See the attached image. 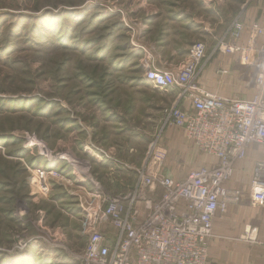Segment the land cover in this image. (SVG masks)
I'll return each mask as SVG.
<instances>
[{"label":"rangeland","instance_id":"1","mask_svg":"<svg viewBox=\"0 0 264 264\" xmlns=\"http://www.w3.org/2000/svg\"><path fill=\"white\" fill-rule=\"evenodd\" d=\"M263 6L264 0H0V264H78L81 206L98 183L82 145L91 142L128 166L146 160L161 168L156 147L167 140L168 93L143 81L148 67L165 69L158 46L190 51L203 42L204 68L230 58L218 55V43L247 11ZM45 16L51 18L43 28L38 21ZM57 16L73 29L45 30ZM197 21L208 31L193 32ZM4 99L19 101L16 110L9 102L1 108ZM40 169L56 173L48 191L36 179ZM117 184L105 185L119 192Z\"/></svg>","mask_w":264,"mask_h":264},{"label":"built area","instance_id":"2","mask_svg":"<svg viewBox=\"0 0 264 264\" xmlns=\"http://www.w3.org/2000/svg\"><path fill=\"white\" fill-rule=\"evenodd\" d=\"M246 31L249 36L243 45L240 40ZM262 36L264 27L259 23L236 22L216 49L238 55L244 66L258 67L251 99L222 97L199 86L207 51L203 42L195 43L172 69H146L143 77L148 85L163 92L178 89V99L189 100L195 110L189 114L176 104L167 112V123L183 129L202 153L219 162L191 170L184 180L153 174L146 166L126 194L114 195L94 183L90 204L81 206L86 242L76 256L78 264H207L216 213L240 200L239 191L228 187L234 167L247 157L252 144L264 148V43L258 44ZM37 172L47 182L56 175L53 170ZM43 186L48 191V185ZM250 200L264 206L262 161L255 165Z\"/></svg>","mask_w":264,"mask_h":264},{"label":"crops","instance_id":"3","mask_svg":"<svg viewBox=\"0 0 264 264\" xmlns=\"http://www.w3.org/2000/svg\"><path fill=\"white\" fill-rule=\"evenodd\" d=\"M194 19L195 17H192L191 22ZM254 22L264 27V6L254 7L247 11L244 23L249 25ZM197 23L199 22L197 21ZM199 26L200 28L191 25V29L193 32L205 33L208 31L201 26V23ZM248 36L249 32L246 31L240 43L246 44ZM161 43L162 46H158L156 53L159 54L158 60L165 69H172L180 64L190 48L186 45L178 50V45L170 48L165 41ZM262 43H264V36L258 42L259 45ZM229 57L227 59L219 57L212 64L204 68L202 66L197 80L199 86L222 97L251 99L255 94L258 67H244L238 55ZM143 81L145 80L143 79ZM145 83L148 85L146 81ZM151 89L153 88L151 87ZM179 92L178 89L166 92L170 108L177 104L181 110L193 114L195 110L191 102L179 100ZM166 129H168L166 144L163 143L156 147V152L160 151L163 155L160 160L161 168L155 169L151 162L148 168L149 172L166 175L175 180H184L193 169L218 164V159L202 153L195 143L186 137L183 129L170 124ZM91 146H94L91 145V142L84 143L80 148L82 150L84 148V155L80 154V149H78L77 155L85 157L84 159L89 164L90 174L96 182L101 183V188L114 195L126 194L131 191L136 185L138 173L146 168V160L137 165L128 166L118 159L109 157L99 149H92ZM112 149L114 152L115 148ZM74 161L76 160L74 159ZM259 161L264 162V148L258 144H252L248 148L247 157L236 163L228 187L239 191L240 200L236 204H230L225 212L216 213L213 220V237L209 241L207 264H264V206L253 205L250 200V186L255 165ZM79 166L83 168L82 163H79ZM74 179L77 181L80 177L76 175ZM115 183H118L117 186L121 188L119 192H113L105 185ZM112 232V229L109 230L110 234ZM85 242L86 239L82 250Z\"/></svg>","mask_w":264,"mask_h":264},{"label":"trees","instance_id":"4","mask_svg":"<svg viewBox=\"0 0 264 264\" xmlns=\"http://www.w3.org/2000/svg\"><path fill=\"white\" fill-rule=\"evenodd\" d=\"M70 15V14H69ZM49 18H51V17H49V16H45V17H42L39 21H38V23H43L42 25H43V28H44V25H45V20H47V19H49ZM38 19V18H37ZM37 19H33L34 21H35V23H34V26H33V30L34 29H36V27H35V24H36V20ZM60 20V18H59V16H57L56 18H53L51 21H50V26H48V27H45L46 29L45 30H47L48 31V29H50V30H53V31H55V30H57V29H62L63 28V26L65 27V28H70V29H73V25L71 24V23H66V25H63V23H60L59 24V21ZM57 22H58V25H57ZM66 33V32H65ZM65 33H64V35H63V39H62V41H63V45L64 46H66V42H67V39H71V36L69 37V35H68V31H67V35H65ZM8 44H10V42H8ZM89 45H90V43H86V45H85V50L87 49V47H89ZM69 46V45H68ZM127 59V58H126ZM2 101V107L1 108H5V110H8V109H6V107H7V105H6V103H12L13 105V107H11V111H15L16 110V106L18 105L17 103L19 102V101H10V100H1ZM27 102V101H26ZM8 103V104H9ZM28 147V146H27ZM27 147H26V149H22L21 151H19L18 152V154H19V156L20 157H25L26 155H27ZM40 156L39 157H36V161L37 162H39L40 161ZM55 163H53V164H50V163H48V166H47V168L48 169H50V168H54V165ZM29 165L30 166H32L33 164H32V161L29 163ZM37 166V165H36ZM35 166V167H36Z\"/></svg>","mask_w":264,"mask_h":264},{"label":"bare ground","instance_id":"5","mask_svg":"<svg viewBox=\"0 0 264 264\" xmlns=\"http://www.w3.org/2000/svg\"><path fill=\"white\" fill-rule=\"evenodd\" d=\"M79 163H81V162H79ZM41 171H42V169H40ZM44 170V169H43ZM87 170V169H86ZM88 171V170H87ZM36 175L38 176V177H36V179H38V183L39 184H47V181H46V179L43 177H40V173L39 172H37L36 171ZM24 262V261H23ZM25 264V263H24Z\"/></svg>","mask_w":264,"mask_h":264}]
</instances>
